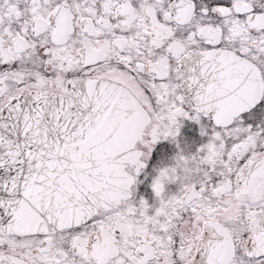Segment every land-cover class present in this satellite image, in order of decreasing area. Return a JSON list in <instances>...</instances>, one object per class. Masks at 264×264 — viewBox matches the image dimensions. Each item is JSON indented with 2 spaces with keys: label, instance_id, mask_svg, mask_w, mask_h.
<instances>
[{
  "label": "snow or ice",
  "instance_id": "obj_1",
  "mask_svg": "<svg viewBox=\"0 0 264 264\" xmlns=\"http://www.w3.org/2000/svg\"><path fill=\"white\" fill-rule=\"evenodd\" d=\"M0 264H264V0H0Z\"/></svg>",
  "mask_w": 264,
  "mask_h": 264
}]
</instances>
